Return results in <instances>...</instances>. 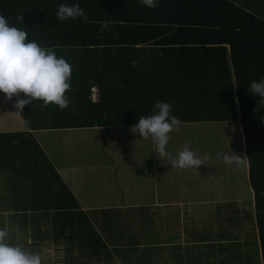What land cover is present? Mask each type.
<instances>
[{"label":"trees","instance_id":"16d2710c","mask_svg":"<svg viewBox=\"0 0 264 264\" xmlns=\"http://www.w3.org/2000/svg\"><path fill=\"white\" fill-rule=\"evenodd\" d=\"M61 4H79L87 20H58ZM157 4L148 8L140 0H0V15L10 26L27 31L28 40L52 48L72 66L67 108L33 100L20 114L30 130L128 126L141 115L153 114L156 101H164L180 121L240 122L253 188L254 208L248 212L253 243L245 242L244 250L241 242L218 243L214 252L208 244L196 253L186 250L185 260L178 250L169 257L173 264L193 259L192 264H264V106L250 91L253 80L264 79V18L232 0ZM18 15H23L22 22ZM105 21L109 28L101 31ZM91 86L97 88V100L90 97ZM16 99H11L13 104ZM0 152V173L4 168L9 172L0 174L9 189L4 197L12 201L8 216L30 228L33 240H21L16 230L10 235L12 243L40 253L44 244L61 238L71 245L84 244L93 264L96 259L99 264H155L164 245L125 243L110 250L31 131L0 132ZM118 219L103 216L102 228L110 227L105 221L112 225Z\"/></svg>","mask_w":264,"mask_h":264},{"label":"crops","instance_id":"0c3cea01","mask_svg":"<svg viewBox=\"0 0 264 264\" xmlns=\"http://www.w3.org/2000/svg\"><path fill=\"white\" fill-rule=\"evenodd\" d=\"M232 1L255 15L264 18V0ZM226 122L230 123L227 130L229 132L228 135L232 139L234 138L231 140L233 142L231 149H226L227 144L224 146L220 143L221 141L213 146V141L206 140L204 146L210 142L212 147L209 149L204 147L199 149L197 146L199 147L200 144L196 143V148L192 147L194 149L192 151L196 156L198 158L208 156L209 159L196 170H186L173 168L167 159H160L154 148H151L152 154L148 164L139 165L142 169L141 173H144L143 177L140 176V180L137 175L131 174L140 170H135L134 166L131 170L126 169L127 158H125L126 160L118 161L114 170H105L102 167L97 170L98 162L87 165L68 163L66 161L63 163L62 159L56 158L60 154L56 150L46 149V145L42 144L37 134L50 131L65 133L76 130L78 127L30 130L27 122L14 107L12 101L6 99L5 95L0 92V132L31 131L48 158L49 163L62 177L74 195L79 207L89 215V219L98 232H100L98 227H102L103 224V216L107 215L108 220H110V217H115V219L119 217L120 223H118L117 227L120 228L119 241L121 244L126 242H128L126 244L139 242L142 244H161L163 242V244L165 243L167 264L174 263L172 258L169 257L172 251H180L185 260L188 244H191V250L189 251L191 254L193 252L196 253L200 249L202 251L207 249L208 244H213L211 252H214L213 250H215L218 243L241 242L243 250L246 246L245 242L253 243V236L248 234L249 231H252V223L248 212L254 208V199L253 188L249 183L246 135L240 122ZM186 125H196V122L181 121L179 126ZM81 128L87 127H79V129ZM7 144L11 145L8 142ZM238 146H240V149H238ZM229 150L246 158L240 164H226L222 157H218L217 154L221 152L231 154ZM7 153L8 151L5 150L3 155L5 156ZM134 162L139 163L141 159H137ZM4 170L5 172H3ZM4 170L0 174H9L5 168ZM237 171L246 173L245 182H247L248 188L246 191L238 193L235 188H227L230 187L229 183H226L224 177H222V173H237ZM94 173H110V175L111 173H116L114 177L116 180L109 178L108 183V180L102 177L103 174L95 175ZM141 173L138 175H141ZM166 173H184L188 178L173 177L168 183ZM129 182H134L138 189H125ZM4 184L6 185V180L0 181V189L4 192L3 196H6L9 189L3 186ZM92 186L94 187L90 190L92 194L85 199V189H91ZM116 186L118 187V192L116 190L109 191L114 194L112 197L113 204H101L95 199V194L101 196L103 193V196L108 194L107 188ZM151 186L152 190L150 189ZM167 188L171 193H167ZM137 194L146 196L139 198ZM249 195L250 198L247 197ZM10 200L4 197V199H0V204L10 209L9 204L12 202ZM237 210L242 212L237 215ZM111 211H113V214ZM144 220L149 222L147 230L143 229ZM244 220H247L250 228L247 229ZM105 222H107L108 226H111L110 221ZM126 222H130L132 225H127ZM243 227L247 230L240 231ZM101 236L104 239L103 235ZM128 237L133 239L127 241L125 238ZM111 241L114 242V240ZM171 248H173L172 251ZM194 261L193 259L188 262L192 264ZM188 262L183 261L184 264H188Z\"/></svg>","mask_w":264,"mask_h":264},{"label":"clouds","instance_id":"9594fccd","mask_svg":"<svg viewBox=\"0 0 264 264\" xmlns=\"http://www.w3.org/2000/svg\"><path fill=\"white\" fill-rule=\"evenodd\" d=\"M144 6L155 8L157 0H140ZM57 19H76L82 17L87 20L84 10L79 4H61L56 13ZM23 21V15L16 17ZM109 28L108 22L101 23V31ZM72 66L63 57H57L56 52L49 47H43L34 40H28V33L15 26H10L8 20L0 15V92L6 99L17 98L14 107L18 112L33 100H40L44 106L54 104L61 110L71 104L66 95L71 90ZM250 91L258 96L260 106H264V79L253 80ZM23 94V98H21ZM172 105L164 101H156L152 106L153 114L141 115L130 126L129 131L138 134L139 138L151 141L155 145V152L160 159H167L173 168L196 170L205 164L208 156L197 157L185 143L175 156L166 149L170 133L179 130L181 121L171 114ZM231 154L221 152L226 164H240L246 157H241L229 150ZM0 264H42V255L32 252L22 243H12L9 232L0 228Z\"/></svg>","mask_w":264,"mask_h":264},{"label":"rangeland","instance_id":"374dc122","mask_svg":"<svg viewBox=\"0 0 264 264\" xmlns=\"http://www.w3.org/2000/svg\"><path fill=\"white\" fill-rule=\"evenodd\" d=\"M4 108V107H3ZM5 109V108H4ZM131 125L128 126H112V127H98V128H81L76 129L70 132H58V131H50L45 133H38V138L42 142V144L46 145V149L56 150L60 156L56 158L62 159L63 163H79V164H91L98 162L97 170L101 167L105 170L110 169L114 170L115 166L117 165L118 161L126 160L127 158V166L126 169H134L140 170L137 173H131L137 175L138 179L141 180L144 173H141L142 169L139 167L140 164H148L151 158V148H155L154 143L151 139L145 140L139 138L138 134H134L129 131ZM230 126L229 122L226 121H214V122H196V125H186V126H179V130L172 131L169 139V143L167 145V151L175 156L185 143H188L190 149L195 147V144L198 143L199 147L197 148H210L212 147L210 142L213 141L214 145H217L219 141L224 146L227 144L226 149H231L233 146V140L231 136L228 135V127ZM226 131V132H225ZM207 143L204 146V143ZM240 149V146H238ZM194 150V149H193ZM224 151V148H223ZM56 153V154H57ZM137 159H141V162L135 163ZM114 165V166H112ZM161 167V166H160ZM141 173V175H138ZM95 175H102L103 178L108 180H116L114 178L116 173H94ZM167 175V182L171 180L173 177H181V178H188L187 175L184 173H166ZM222 177H224L225 182L229 183L230 189H237L238 192L246 191L247 182H245V178L247 177L246 173H222ZM141 176V177H140ZM147 176V175H146ZM236 179H235V177ZM223 179V180H224ZM94 187L92 186L91 189H85L86 194L84 198L87 199L92 193ZM125 189L137 190V186L134 182H129ZM153 189L152 186L150 188ZM118 190V187H111L107 188L108 194H104L99 196L97 194H93L95 199L98 200L101 204H113L112 197L114 196L113 193L109 191ZM90 192V193H89ZM118 192V191H117ZM105 193V192H104ZM167 193H171V191L167 188ZM84 194V191H83ZM4 192L0 189V199H4ZM152 195V194H150ZM119 196V195H118ZM146 195H139L137 197L141 198ZM2 197V198H1ZM250 198V195L247 196ZM1 205V204H0ZM2 206V207H1ZM0 206V215H4L3 219L0 221V226L3 229H6L10 235H15L16 230L20 231L19 236L21 240L28 242H32L29 235V230H25L21 227V225L17 224L16 222L12 221V217L9 215L8 208L4 207L5 205ZM242 211L237 210L236 214H240ZM113 214V211H111ZM116 214V212H115ZM5 222H2V221ZM16 223V224H15ZM112 225L105 230V227H98L100 230L99 234L103 235L105 243L109 246L110 250L113 251V246L117 245L120 246V228L117 227L119 219L117 222L115 221L114 224L111 222ZM148 220H144L143 229L147 230L148 228ZM245 225H247V229L250 228L248 225L249 223L247 220H244ZM127 225H132L130 222H126ZM246 228H242L240 231L247 230ZM135 234V233H134ZM243 236V235H242ZM111 237V238H110ZM244 238V237H243ZM242 238V239H243ZM61 239V238H60ZM59 239V242L50 240L47 244H44L40 250V254L42 255V259L46 260L47 264H93V258L89 259L86 256V247L83 244L74 243L71 245L68 241ZM114 240L115 243H113ZM127 241L132 240L133 238H125ZM135 242V241H133ZM128 243V242H126ZM158 244V243H154ZM46 245V246H45ZM160 245H165L163 242ZM112 247V248H111ZM188 252L191 250V244H188ZM173 248H171L172 251ZM170 251V253H171ZM159 258L155 260V264H160L162 262L165 263L166 259L165 256V246H163L162 250H158ZM125 255H122L123 258L129 256L128 251L124 250ZM190 253V252H189ZM123 254V253H121ZM162 254V256H161ZM183 256V255H182ZM184 257V256H183ZM119 258V257H118ZM261 260V257L259 258ZM184 261V260H183ZM99 260L96 259L95 264L98 263ZM104 264V262L100 263ZM105 264H116L115 261L109 260L105 262Z\"/></svg>","mask_w":264,"mask_h":264},{"label":"built area","instance_id":"2783aa9c","mask_svg":"<svg viewBox=\"0 0 264 264\" xmlns=\"http://www.w3.org/2000/svg\"><path fill=\"white\" fill-rule=\"evenodd\" d=\"M90 97L93 100H97L98 99V91H97V88L95 86H91V88H90Z\"/></svg>","mask_w":264,"mask_h":264}]
</instances>
